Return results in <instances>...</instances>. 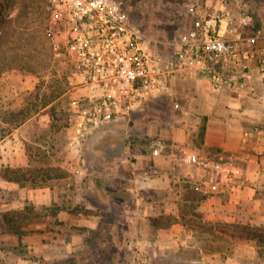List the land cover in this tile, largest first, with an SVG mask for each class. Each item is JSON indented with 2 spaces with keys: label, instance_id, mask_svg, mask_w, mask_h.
Returning a JSON list of instances; mask_svg holds the SVG:
<instances>
[{
  "label": "rangeland",
  "instance_id": "rangeland-1",
  "mask_svg": "<svg viewBox=\"0 0 264 264\" xmlns=\"http://www.w3.org/2000/svg\"><path fill=\"white\" fill-rule=\"evenodd\" d=\"M115 1L152 38L169 40L191 23L181 0ZM247 1L260 27L264 0ZM47 24L46 0H0V173L10 167L6 159L19 141L17 152L31 173L24 185L0 176V264H264V244L199 224L194 207L207 197L200 171L180 164L181 147L152 155V139L171 145L173 129L192 121L179 99L166 93L125 116L80 130L90 91L56 58ZM142 159L168 184L147 187L141 198L134 189ZM173 173L180 175L176 182L169 181ZM26 206L40 216L4 223L3 215ZM76 207L80 212H69ZM56 208L67 210L53 215ZM161 214L183 217L181 230L173 233L178 242L169 241L168 228L158 235L152 226L150 219ZM208 219L214 226L224 222Z\"/></svg>",
  "mask_w": 264,
  "mask_h": 264
},
{
  "label": "built area",
  "instance_id": "built-area-1",
  "mask_svg": "<svg viewBox=\"0 0 264 264\" xmlns=\"http://www.w3.org/2000/svg\"><path fill=\"white\" fill-rule=\"evenodd\" d=\"M181 3L191 20L189 27L162 40L149 37L115 0H46L45 31L55 56L71 66L75 81L90 91L91 105L81 111L80 130L129 114L168 93L173 79L190 73L205 79L214 92L236 94L248 87L249 95L262 99L251 82L257 79L264 88V34L255 25L249 2ZM150 148L159 156L170 147L156 138ZM182 161L208 167L191 152H185ZM235 161L227 167H234ZM210 168L213 187L226 168Z\"/></svg>",
  "mask_w": 264,
  "mask_h": 264
},
{
  "label": "crops",
  "instance_id": "crops-1",
  "mask_svg": "<svg viewBox=\"0 0 264 264\" xmlns=\"http://www.w3.org/2000/svg\"><path fill=\"white\" fill-rule=\"evenodd\" d=\"M258 16L264 34V11ZM251 86L262 95V99L249 95L248 87L236 94L214 92L205 79L194 73L171 81L167 94L172 99H179L182 110L192 117V121L181 123L173 129L169 147H181L184 153H194L208 163V167L193 165L201 172L198 179L207 197L197 205L204 220L218 216L226 223L238 222L244 220V212H248L247 223L264 226V88L257 79L251 82ZM14 138L17 140L18 136ZM21 146L22 141L14 143L12 149L16 151H11L6 159L7 166H28L17 152ZM171 158L170 155L169 162ZM231 159H236L234 167H227ZM180 160V164H183ZM145 164L143 159L138 162L135 177L140 185L134 190L141 198L148 193L147 187L161 188L168 181L164 175H152ZM211 164L221 165V172L227 167L213 187L210 186ZM177 174L173 173L169 181L176 182L180 177ZM170 227L169 241L178 242L173 233L174 230H181L182 225L174 223ZM161 231L158 229V235Z\"/></svg>",
  "mask_w": 264,
  "mask_h": 264
},
{
  "label": "trees",
  "instance_id": "trees-1",
  "mask_svg": "<svg viewBox=\"0 0 264 264\" xmlns=\"http://www.w3.org/2000/svg\"><path fill=\"white\" fill-rule=\"evenodd\" d=\"M203 128H201V133H202ZM29 175H31L30 173V169L28 167H24V168H18V169H13V168H6L5 170H3L0 173V176L6 180V181H10V182H14L16 184H27L30 180V178L28 177ZM38 179H41V181L44 180L43 177H39ZM35 182H38L35 179ZM45 182V180H44ZM34 186L36 187V184H34ZM37 186H46L45 184H40ZM184 202L186 204H190V200H184ZM195 210H197V204L194 207ZM60 210H67V209H60V208H56L54 209V212L52 213L53 215L57 214ZM193 209V211H195ZM70 213L73 212H80L79 208L76 207L75 209H72L69 211ZM13 216H9L7 214L3 215V220L4 223L8 224V225H12L16 222L15 218H24V219H32L35 217L40 216V213H37L34 210V207H29L26 206L24 209L22 210H14L11 213ZM198 214V215H197ZM197 220H199V224L201 226H205L206 224H208L210 226V228H214L215 230H218L220 233L222 234H226L229 235L232 238H238V239H247V240H252L255 241L257 244H264V226H251L249 223H241V221H238L237 223H226V222H218L215 223V225L217 224L218 226L220 225V229L216 228V226H214V224H209L208 222H206V220H204L203 216L201 213H196L195 214ZM17 219V220H19ZM160 219L162 220H166L167 222H161ZM181 219H183V217L180 216H172L171 214L169 215H163L161 214L159 217H152L150 219L151 224L153 227L157 228V229H164V228H169L172 224L174 223H180ZM184 220V219H183ZM187 224V223H186ZM184 224V225H186Z\"/></svg>",
  "mask_w": 264,
  "mask_h": 264
}]
</instances>
